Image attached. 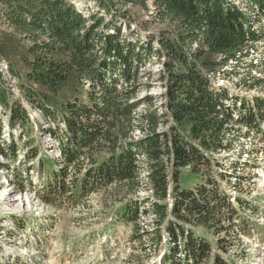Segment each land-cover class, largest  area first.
<instances>
[{
  "label": "trees",
  "instance_id": "obj_1",
  "mask_svg": "<svg viewBox=\"0 0 264 264\" xmlns=\"http://www.w3.org/2000/svg\"><path fill=\"white\" fill-rule=\"evenodd\" d=\"M154 1L157 19L173 27L157 38L131 30V22L124 34L112 13L109 21L85 16L68 0H0L1 20L15 32H0V63L9 65L8 75L0 72V107L20 137L37 129L55 141L58 158L41 156L37 147L25 154L38 160L46 179L37 191L44 204L85 207L90 196L114 187V197L124 199L118 221L152 216L153 232L142 235H155L158 245L167 238L162 264H227L219 251H230V238L253 235L247 222L237 223L239 210L253 207L239 197V206L230 202L206 172L214 155L234 150L243 128L264 139V99H241L237 111L239 97L217 87L214 77L242 65L262 42L264 33L253 28L264 18V0H242L255 15L242 12L237 0ZM154 63L161 66L162 111L140 113L141 105L157 100H136L142 70ZM33 113L42 120H31ZM15 150L13 140L0 144V157ZM192 177L208 181L183 184ZM142 187L154 198L138 197ZM199 228L215 231L217 242Z\"/></svg>",
  "mask_w": 264,
  "mask_h": 264
},
{
  "label": "rangeland",
  "instance_id": "obj_2",
  "mask_svg": "<svg viewBox=\"0 0 264 264\" xmlns=\"http://www.w3.org/2000/svg\"><path fill=\"white\" fill-rule=\"evenodd\" d=\"M68 2L85 16L97 13L109 21L112 20V13L115 23L124 34L129 33L126 22H131V30L136 28L142 34L155 38L163 31L173 29L171 25L157 19L154 0ZM236 3L242 12L256 14L242 0ZM254 29L264 33V18ZM0 32L8 36L15 35L1 20V15ZM256 62L257 68L251 66ZM160 68L159 64L154 63L142 70V86L136 100L149 96L157 100L152 104L141 105L137 109L140 113L152 108L159 113L162 111L161 102H158L160 94L164 92L158 79ZM224 71L230 74L226 75L227 78L222 73ZM214 83L217 87L228 89L231 96L238 94L242 100L264 99V37L242 65L224 67L215 75ZM10 84L16 82L11 81ZM17 92L14 93L15 97L19 96ZM0 117V144L8 146L13 140L16 149L14 156L7 160L0 158V164L6 163L9 167L8 171L0 167V264H162V256L168 249L167 238L163 235L164 227L161 228L164 240L158 245L155 235H142L143 231L153 232L155 224L152 216L142 215L137 224L118 221L116 211L124 199L114 197V187L105 193L101 191L90 196L85 207L55 210L44 204L37 196V191L45 186L46 179L39 170L38 160L32 161L25 154L37 147L41 156L46 154L58 158L55 141L47 132L37 129L25 131L20 137L9 128L6 111L2 110ZM37 118L42 120L39 114L33 113L31 120ZM164 128L165 125L159 126V129ZM260 128L264 130V121ZM141 134L140 131L135 132L136 137ZM237 137L239 140L233 142L234 150L214 155L216 160L213 161V169L206 174L219 184V190L230 202L239 206L235 200V197H239L253 207V210L240 209L243 220L237 221L238 224L247 222L246 226L250 225L248 233L253 235L230 238L227 242L230 251L220 249L219 253L227 264H264V139L262 134L255 130L249 132L246 128ZM232 173H236V177L231 176ZM196 179L208 181L196 177L182 178V181L184 185L187 181L190 187ZM136 195L154 198L152 192L144 187ZM12 198L17 199L15 207L8 206ZM167 201L171 207L172 200ZM222 224L231 225L226 220ZM198 230L204 237L217 242L215 231ZM138 233L141 237L136 236ZM213 263L212 259H208L199 264Z\"/></svg>",
  "mask_w": 264,
  "mask_h": 264
},
{
  "label": "built area",
  "instance_id": "obj_3",
  "mask_svg": "<svg viewBox=\"0 0 264 264\" xmlns=\"http://www.w3.org/2000/svg\"><path fill=\"white\" fill-rule=\"evenodd\" d=\"M253 29H254V28H253ZM255 65H258V62H256ZM0 72H1L2 75H8V72H9V65H8L7 63L1 62V63H0ZM14 82H16V81H14ZM13 91H14V93H15V91H18L17 94H19V90H18V89L14 88ZM234 93H235V92H234ZM235 94H236V93H235ZM236 95L238 96V94H236ZM228 106L231 107V106H233V105H231V104L228 103ZM231 108H232V107H231ZM236 108H237V111H239V109L241 108L240 98H239L238 102L236 103ZM0 109H1V108H0ZM234 116H235V115H234ZM235 118L237 119L236 116H235ZM0 158H2V157H0ZM2 160H3V158H2ZM4 160H5V159H4ZM5 164H6V163H5ZM1 168H3V169H5V170L8 171V168H9V167L6 166V167H1Z\"/></svg>",
  "mask_w": 264,
  "mask_h": 264
},
{
  "label": "bare ground",
  "instance_id": "obj_4",
  "mask_svg": "<svg viewBox=\"0 0 264 264\" xmlns=\"http://www.w3.org/2000/svg\"><path fill=\"white\" fill-rule=\"evenodd\" d=\"M9 202H10V204H8V206H10V207H15V205H16V203H17V199L12 198L11 201H9Z\"/></svg>",
  "mask_w": 264,
  "mask_h": 264
}]
</instances>
